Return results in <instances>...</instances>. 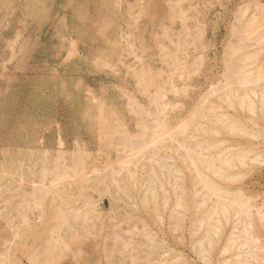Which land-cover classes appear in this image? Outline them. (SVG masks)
<instances>
[{
	"label": "rangeland",
	"instance_id": "obj_1",
	"mask_svg": "<svg viewBox=\"0 0 264 264\" xmlns=\"http://www.w3.org/2000/svg\"><path fill=\"white\" fill-rule=\"evenodd\" d=\"M0 264H264V0H0Z\"/></svg>",
	"mask_w": 264,
	"mask_h": 264
},
{
	"label": "bare ground",
	"instance_id": "obj_2",
	"mask_svg": "<svg viewBox=\"0 0 264 264\" xmlns=\"http://www.w3.org/2000/svg\"><path fill=\"white\" fill-rule=\"evenodd\" d=\"M13 16V15H12ZM10 24V23H9ZM16 36V35H15ZM15 45V44H14ZM55 201V200H54ZM36 223V222H35ZM30 224H31V222H30ZM36 225V224H35Z\"/></svg>",
	"mask_w": 264,
	"mask_h": 264
}]
</instances>
